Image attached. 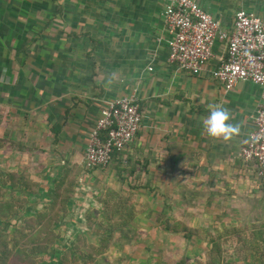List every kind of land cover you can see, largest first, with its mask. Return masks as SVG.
<instances>
[{"label": "crops", "instance_id": "1", "mask_svg": "<svg viewBox=\"0 0 264 264\" xmlns=\"http://www.w3.org/2000/svg\"><path fill=\"white\" fill-rule=\"evenodd\" d=\"M195 1L227 32L241 9L264 22V0ZM165 5L166 0H0V183L7 174L16 176L19 185L6 187L28 201L13 224L48 206L67 180L76 183L62 222L75 217L83 185L100 172L85 167L89 135L104 102L124 96L136 98L142 121L133 142L112 158L105 180L120 179L136 166L134 176L152 177L155 186L178 182L193 196L208 192L207 198L227 187L234 196L256 192L259 201L252 208L264 201V176L240 158L254 129L260 88L240 81L226 90L213 78L227 55L223 41L215 42L199 75L170 63ZM218 104L231 110L240 128L230 142L203 130L201 117ZM22 181L34 184L36 193Z\"/></svg>", "mask_w": 264, "mask_h": 264}, {"label": "rangeland", "instance_id": "2", "mask_svg": "<svg viewBox=\"0 0 264 264\" xmlns=\"http://www.w3.org/2000/svg\"><path fill=\"white\" fill-rule=\"evenodd\" d=\"M131 169L136 173V166H128L122 178L108 176L107 180L104 176L109 165L95 169L99 174H93L82 187L79 212L60 223L62 227H55L61 237L41 264H60L59 260L74 252L79 241L99 246L101 240L108 246L90 264H207L210 238L218 236L226 263L264 264V201L252 208L259 201L256 192L250 195L240 191L234 196L226 187L221 195L212 192L207 198L204 191L193 196L190 187L185 190L178 182L163 181L159 187L152 177L139 181ZM70 220L74 225H68ZM181 227L189 231L184 233ZM2 228L13 233L14 224H3ZM261 229L263 240L255 236ZM109 231L112 236L107 241ZM87 249L85 246L80 251ZM68 263L74 264L73 256L67 258Z\"/></svg>", "mask_w": 264, "mask_h": 264}, {"label": "built area", "instance_id": "3", "mask_svg": "<svg viewBox=\"0 0 264 264\" xmlns=\"http://www.w3.org/2000/svg\"><path fill=\"white\" fill-rule=\"evenodd\" d=\"M163 19L168 33L170 63L191 75H199L213 56L217 40L226 43L224 61L212 76L226 90L240 81L260 88V105L254 129L240 158L254 164L257 176H264V22L255 15L238 10L230 32L206 13L195 0H166ZM142 121L134 96L104 102L85 148L84 162L89 170L108 165L113 152H121L133 142Z\"/></svg>", "mask_w": 264, "mask_h": 264}, {"label": "trees", "instance_id": "4", "mask_svg": "<svg viewBox=\"0 0 264 264\" xmlns=\"http://www.w3.org/2000/svg\"><path fill=\"white\" fill-rule=\"evenodd\" d=\"M122 152L123 151L113 152L108 165L114 156H119ZM18 182L16 176L7 174L0 183V264H41L44 262L43 258L54 250L57 241L61 237L60 233L55 232V227L59 226L67 215L68 203L73 195L76 182L67 180L62 184L61 190L58 189L57 196L53 198L48 206L44 205L39 212H36L30 217L17 219L14 223L13 233H6L4 232V228H2L3 224L12 225V219L18 217L21 211L24 212V206L28 202L26 198L16 197L6 187L7 185L16 187L19 185ZM21 185L31 193H36L37 191L35 185L27 181H22ZM114 214L118 215L119 212L115 211ZM166 223L167 221H163L162 224L166 225ZM122 224L125 226L127 225L125 221L122 222ZM181 228L184 233L189 231L187 227ZM167 230H170V228H167ZM172 230L174 232L176 231L175 228ZM109 232L110 235L105 237L107 241H109L112 236V231ZM260 232H262V229L259 230V234L255 233L258 239L259 237L261 238ZM256 239L257 238H254V240ZM260 240L263 239L261 238ZM210 245L211 248L209 250L207 264H229L224 261V251L219 236L216 238L211 237ZM74 246V252L66 254L68 257L73 256V263L90 264L95 262L96 256H100L104 253L108 245L106 243L104 246V241L101 240L99 246L90 243L84 244L82 241H79V245L75 244ZM85 246H88L86 252L80 251L82 247ZM76 252H78L79 255H75ZM66 255L59 260L60 264H65V262H67L68 257Z\"/></svg>", "mask_w": 264, "mask_h": 264}, {"label": "clouds", "instance_id": "5", "mask_svg": "<svg viewBox=\"0 0 264 264\" xmlns=\"http://www.w3.org/2000/svg\"><path fill=\"white\" fill-rule=\"evenodd\" d=\"M201 122L204 132L213 140L230 142L240 133L239 126L233 123L231 110L224 105L210 106Z\"/></svg>", "mask_w": 264, "mask_h": 264}]
</instances>
